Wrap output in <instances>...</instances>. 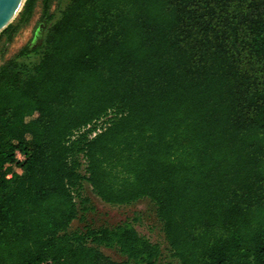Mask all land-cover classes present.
I'll use <instances>...</instances> for the list:
<instances>
[{
    "label": "trees",
    "instance_id": "obj_1",
    "mask_svg": "<svg viewBox=\"0 0 264 264\" xmlns=\"http://www.w3.org/2000/svg\"><path fill=\"white\" fill-rule=\"evenodd\" d=\"M50 2L0 66V264H164L138 216L71 229L84 183L149 199L179 264H264V0Z\"/></svg>",
    "mask_w": 264,
    "mask_h": 264
},
{
    "label": "rangeland",
    "instance_id": "obj_2",
    "mask_svg": "<svg viewBox=\"0 0 264 264\" xmlns=\"http://www.w3.org/2000/svg\"><path fill=\"white\" fill-rule=\"evenodd\" d=\"M69 2L70 0H51L49 14H53V19L50 24L60 17ZM42 14L43 0H37L31 19L27 23L20 25V29L13 37V40L7 42L6 38H4L0 42V62L13 57L26 43L33 48L41 42V39L45 36L46 29L50 26L42 18ZM18 18L19 16L14 19L13 24L18 22ZM37 59L36 56L31 55L32 61ZM18 157L22 158L20 154H18ZM84 194L90 198L94 210L85 214V221L75 220L71 225V229L83 227L86 223H91L94 226L114 225L126 220H132L138 216L139 220L135 223L137 229L150 237L152 241L161 244L164 264H179L170 255L168 244L162 231V224L157 218L154 204L149 199L144 198L130 205H110L94 195L87 183H84ZM103 252L113 261L120 262L124 259L115 250L103 248Z\"/></svg>",
    "mask_w": 264,
    "mask_h": 264
},
{
    "label": "water",
    "instance_id": "obj_3",
    "mask_svg": "<svg viewBox=\"0 0 264 264\" xmlns=\"http://www.w3.org/2000/svg\"><path fill=\"white\" fill-rule=\"evenodd\" d=\"M26 0H0V34L22 10Z\"/></svg>",
    "mask_w": 264,
    "mask_h": 264
},
{
    "label": "built area",
    "instance_id": "obj_4",
    "mask_svg": "<svg viewBox=\"0 0 264 264\" xmlns=\"http://www.w3.org/2000/svg\"><path fill=\"white\" fill-rule=\"evenodd\" d=\"M27 44V43H26ZM24 46V45H23ZM7 61V60H6ZM6 61L0 62V66L3 65ZM95 134V133H94Z\"/></svg>",
    "mask_w": 264,
    "mask_h": 264
}]
</instances>
